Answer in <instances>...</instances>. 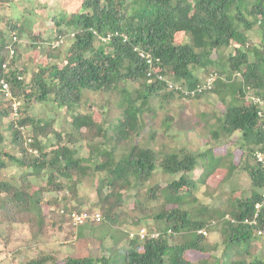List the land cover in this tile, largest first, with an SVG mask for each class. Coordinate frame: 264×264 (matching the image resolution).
<instances>
[{"label":"trees","instance_id":"trees-1","mask_svg":"<svg viewBox=\"0 0 264 264\" xmlns=\"http://www.w3.org/2000/svg\"><path fill=\"white\" fill-rule=\"evenodd\" d=\"M15 1L0 0V23H3L0 80L8 82L13 98L20 102L14 114L12 102L0 95V169L19 166L21 173L17 178L0 180V225L8 234L5 242L1 238L0 241L7 245L14 226L22 224L35 240L48 235V219L51 228L62 226L58 220L64 218L59 214L61 210L98 212L103 218L98 224H106L110 229L122 227L128 219L133 227L128 231L146 228L160 232L156 239H131L126 234L128 243L123 262L116 257L110 262L102 256L75 253L59 260L55 254L46 253L20 264H264V205L255 217V206L261 203L264 194L263 168L257 163L245 167L251 186L247 197L223 200L200 191L202 185L217 191L228 173L208 172L204 165L200 176L204 182L195 185L198 178L193 177V172L205 152L182 150L158 155L135 143L145 128L143 114L149 100L157 95L165 100L182 96L167 91L161 83L148 82L147 66L133 52L138 47L149 53L163 77L188 88L204 79H199L198 71L206 77L214 76L211 92L216 97L224 104L228 98L233 104L236 100L241 102L226 108L221 129L213 130L211 138L217 142L222 136L239 132L249 136L262 152L264 0H75L69 15L61 17L66 11L61 8L57 16L51 17L52 40L33 34L34 23L26 18L31 13L28 9H23L26 15L18 18L3 16L2 10H8ZM93 32L102 37L118 33L128 39L124 43L117 36L101 42ZM250 32L259 33L257 42L249 39ZM178 34L189 41L176 43ZM13 37L18 43L13 46L15 56L9 59L8 47ZM62 39V45L52 47ZM40 43L46 47V58L61 63H51L30 73L28 61H23L20 50L22 46L38 49ZM58 49L60 52L63 49L59 56L53 54ZM212 54L216 55L215 59ZM5 64L6 71L2 68ZM134 85L138 87L135 89ZM117 90L125 96L124 120L106 129L90 115L75 114L71 120L72 132L62 134L53 128L54 121L43 122L29 114L33 106L50 98L58 108L72 111L80 103L83 91L99 94ZM252 97L263 104H254ZM20 127L30 134L29 143ZM5 133L9 135L6 137ZM50 137L56 139L55 143ZM97 139L103 140L106 147L94 145ZM82 142L89 150L83 162L94 167L92 186H98L96 180L101 179L108 191L96 211L91 209L93 204L89 209L80 205L74 184L80 175L82 158L72 157V151ZM65 143L70 146L68 149ZM29 149L37 153H29ZM157 169L163 183L153 179ZM213 177L219 179L217 184L207 182ZM153 181L154 184H149ZM66 202L69 208L64 206ZM42 205L48 210L54 208L55 213L44 215ZM152 222H162V228L153 227ZM98 224L92 223L88 228ZM201 229H206L208 235L218 233L220 242L211 243L209 237L198 234ZM82 238L78 236V243L91 245L88 238ZM254 245L257 249L252 248ZM219 248V254H213ZM259 249L262 254H257ZM193 255L203 257L194 261Z\"/></svg>","mask_w":264,"mask_h":264},{"label":"rangeland","instance_id":"rangeland-1","mask_svg":"<svg viewBox=\"0 0 264 264\" xmlns=\"http://www.w3.org/2000/svg\"><path fill=\"white\" fill-rule=\"evenodd\" d=\"M74 1L75 0H16L12 6L9 8L7 7L8 10H2V14L3 16L10 15L13 18H18L22 14L26 15L27 12H24L23 9H28L31 13L27 14L26 18L34 23L33 34H40L41 38L52 40L54 38V26L51 17L57 16L61 8L64 10L66 9V11H64L65 15L62 14L61 17L69 15L68 10H71ZM2 25L3 23H0V27ZM248 37L250 40H255V42H257L259 33L250 32L248 33ZM185 41H189L188 37L181 34L176 36V43H183ZM42 45L44 44H41V46L39 45L40 48L38 49L25 48L22 46L20 50L23 61H28L30 73L37 70V68L59 62L54 58H46L47 50L46 47ZM58 50L52 53H57V56H59L58 52H60V49ZM212 58L215 59L216 55L212 54ZM196 74L199 76V79L206 77L202 71H198ZM168 80L171 81L170 79ZM137 87L138 85H134L135 89ZM118 90L99 94L83 91L80 94V103L72 110L73 112L68 109L58 108L50 98L46 103L33 106L29 114L34 119H39L43 122L50 120L54 121L53 128L59 130L62 134L72 132L71 120L75 114L90 115L95 123L99 124L102 129H106L110 124H117L119 121L124 120L122 112L124 110L123 100L125 96L122 93H118ZM232 102L233 101H230V98H228L227 102L224 104L222 100L216 97L212 92L207 93L200 99L175 96L172 99L165 100L159 95H157V97H152L143 114L145 128L141 135L135 139V143L142 147L146 146L152 149L154 152L158 153V155L179 153L182 152V150H188L190 153L205 152V157L201 159L198 167L193 172V177L198 178L197 184L195 185L199 186V184L204 182L202 178H200L204 170V165L209 169L208 172L221 170L220 172L224 174L228 173V176L224 183H220V188L217 191L214 187L202 185L200 192L206 191L223 200L229 197L235 200L247 197L250 194L251 186L245 167H253L255 165L253 156L257 149L256 143L251 140L249 136L244 137L239 132L233 133L230 137L226 136L223 138L222 136L221 140L219 139L217 142L211 138V132L213 130L220 131V122L226 108L230 107V105L233 104ZM240 102V100H236L233 105L238 106ZM3 129H5V126H3ZM8 135V133H5L6 137ZM23 135L24 138L28 139L30 134L26 130ZM50 138L52 140L51 142L55 143L56 139L54 137ZM40 140L44 142V139L40 138ZM64 142H66V140H64ZM65 144L67 145L65 148L68 149L70 146L68 143ZM94 145L99 147L103 146L102 148L106 147V144H104V141L101 139L95 140ZM72 152L75 154H73L72 157L82 158L79 178L74 180V184L77 185L78 189L79 203L88 209V206L93 204L94 206H92L91 209H93L92 211H96L100 204L99 201L108 192L106 185L101 179L96 180L98 186L94 187L91 184V176L94 173V167L83 162L89 152L86 144L83 142L80 143ZM61 154L62 153H60V155ZM1 161V163H4L3 159ZM20 173L19 166L0 169V180H7L10 179V177L17 178ZM156 173L153 179H155V181L160 179V183H163L164 180L161 179L160 170L157 169ZM31 177L32 176H30V178ZM216 180L219 179L213 177L210 178V181L207 180V182L217 184L218 181L216 182ZM155 181L149 182V184H154ZM145 190L146 188L144 187L143 191ZM232 190H235V192L231 193ZM46 197H50V195ZM206 199L212 202L209 197ZM64 206L69 208L67 202L64 203ZM130 207L131 204H129V208ZM53 209L48 210L42 205V213L44 215L49 216L52 213L54 214L55 212ZM58 220L62 221L59 223L62 224V226H56L53 229L50 227L51 219H48L47 223L49 225L47 229L49 234L40 236L36 240L32 238L25 224L16 225L10 232L11 235L9 236L7 245H5L4 239L8 238V234L6 229L4 227L2 228L0 225V238L4 240V242L0 241V264H20L46 253L55 254L59 260H63L65 257L75 253L78 256L92 255L93 257L98 256L99 258L102 256L109 259L110 262H113L112 259L116 257L119 262H123L124 248L128 243L126 234L128 229L133 228L128 219L125 220L122 227L117 229L107 228L106 224H98L91 229L87 226L71 229L64 224V218L58 217ZM161 223L162 222H152L151 225L156 228H162ZM89 229L91 230L90 234L88 231ZM94 230L96 232H94ZM102 231L105 233H101ZM80 235L84 239L88 238V243H91V245L87 247V242L78 243V236ZM90 235L92 236L89 237ZM105 235L106 237L102 238ZM207 237H209V241L213 244H218L220 242L219 234L216 232L209 234ZM94 243H96V245ZM252 248L257 249L255 245ZM262 249H259L257 254H262ZM219 251L220 248L213 254L218 255ZM201 257L203 256L193 255V258H191L196 261ZM233 258H236V255H234Z\"/></svg>","mask_w":264,"mask_h":264},{"label":"built area","instance_id":"built-area-1","mask_svg":"<svg viewBox=\"0 0 264 264\" xmlns=\"http://www.w3.org/2000/svg\"><path fill=\"white\" fill-rule=\"evenodd\" d=\"M93 34L97 38V40H99L101 42H107V41L111 40L113 37H117V36L124 43L128 39L125 35H123V34L118 35V33H115L114 35L107 34L105 37L98 36L95 32H93ZM17 43H18L17 38L13 37L12 41L8 47L9 59H12L15 56V49L13 48V46ZM63 43H64L63 39L56 41L52 47L53 48L59 47ZM133 52L147 66V70H148L146 73L147 81L150 83H153V82L161 83L165 86L167 91L175 92L176 94H179L185 98H189V97L194 98V97H197L199 95L209 93L213 89L214 76H212V75H209L206 78H204L196 86H194L192 88H188V86L185 84H182V85L177 84V83L169 81L167 78L163 77V75L158 72L159 68L155 65L154 60L149 53L145 52L144 50H142L138 47H134ZM2 68L4 71H6L7 65L6 64L3 65ZM17 79L20 80V77H17ZM0 95H2L3 99L12 102L13 113L16 114L17 109L20 106V102L16 101L13 98V92L10 88V85L4 79L0 80ZM250 99L254 104H258V105L263 104V102L261 100H259L258 98L252 97ZM258 116L261 117L262 115L258 112ZM261 128L264 130V124L261 126ZM20 131L22 132V134H24L26 129L20 127ZM25 139H26V143L30 142L29 138L28 139L25 138ZM28 152L32 153V154L37 153L35 150H32V149H29ZM254 157H255V162L258 165H260L264 170V151L261 152V151L257 150L254 154ZM263 187H264V182H263ZM263 205H264V194L262 195L261 203H258L255 206V209H256L255 217H257V213H258L259 209L261 208V206H263ZM59 214L65 218V220L67 221V223L70 226H72L74 228L83 226V225L88 224V223H100L103 220L100 213H98V212H86V211L85 212H75V211L65 212L64 210H61L59 212ZM245 223H247V222L245 221ZM252 223L255 224V221ZM198 234H200L204 237L208 236L206 229H201L200 231H198ZM159 236H160L159 231H148L146 228H140L138 231L129 233V238H131V239L134 237H138L139 239H145V238L156 239Z\"/></svg>","mask_w":264,"mask_h":264},{"label":"clouds","instance_id":"clouds-1","mask_svg":"<svg viewBox=\"0 0 264 264\" xmlns=\"http://www.w3.org/2000/svg\"><path fill=\"white\" fill-rule=\"evenodd\" d=\"M210 93V92H209ZM207 94V93H206ZM261 146V145H260ZM257 150H259V147L256 149V151ZM255 154V153H254ZM254 157V156H253ZM254 160H255V157H254ZM256 163V162H255ZM65 219V218H64ZM66 221V220H65ZM103 221V220H102ZM67 222V221H66ZM92 223H88V224H85V225H83V226H86V225H91ZM98 224V223H97ZM67 225H69L68 223H67ZM69 227V226H68ZM80 227H82V226H80ZM73 229H76V228H78V227H76V228H74V227H72ZM132 232H135V231H128L127 232V234H128V237H129V233H132Z\"/></svg>","mask_w":264,"mask_h":264},{"label":"crops","instance_id":"crops-1","mask_svg":"<svg viewBox=\"0 0 264 264\" xmlns=\"http://www.w3.org/2000/svg\"><path fill=\"white\" fill-rule=\"evenodd\" d=\"M87 227H89L88 225H86ZM84 240V238H82Z\"/></svg>","mask_w":264,"mask_h":264}]
</instances>
